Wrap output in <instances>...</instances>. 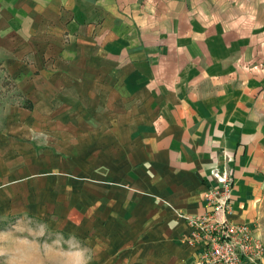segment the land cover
Masks as SVG:
<instances>
[{
	"label": "crops",
	"instance_id": "1",
	"mask_svg": "<svg viewBox=\"0 0 264 264\" xmlns=\"http://www.w3.org/2000/svg\"><path fill=\"white\" fill-rule=\"evenodd\" d=\"M27 56L71 80L76 158L14 162L19 141L1 137L0 202L53 174L42 194L58 176L79 188L96 264H195L181 213L204 212L228 169L230 218L264 243V68L241 66L264 61V0H0V63Z\"/></svg>",
	"mask_w": 264,
	"mask_h": 264
},
{
	"label": "rangeland",
	"instance_id": "2",
	"mask_svg": "<svg viewBox=\"0 0 264 264\" xmlns=\"http://www.w3.org/2000/svg\"><path fill=\"white\" fill-rule=\"evenodd\" d=\"M259 62L246 59L241 66L258 69L259 65L254 63ZM62 63L69 65L70 60L59 64ZM53 64L44 62V67L50 68ZM261 67L264 68V61ZM40 68L31 56L24 61L12 58L9 65L0 63V139L6 136L19 141L14 148L19 157L12 158L13 161H24L25 154L39 158L42 149L48 150L51 159L71 161L76 158L71 80L68 83L66 75L54 76V71L43 74ZM55 79L64 86L49 83ZM40 86L54 90L39 92ZM27 98L34 102L32 109L27 107ZM34 151H37L35 155ZM49 175L53 174L33 173L28 176L32 179L26 182L13 181L17 184L13 198L4 204L0 202V264H96V250L89 248L95 245L94 236L81 227L79 188L67 187V194L58 186L57 174L55 188H51L45 198L42 184L53 182ZM26 183L35 184L36 204L30 197L22 200Z\"/></svg>",
	"mask_w": 264,
	"mask_h": 264
},
{
	"label": "built area",
	"instance_id": "3",
	"mask_svg": "<svg viewBox=\"0 0 264 264\" xmlns=\"http://www.w3.org/2000/svg\"><path fill=\"white\" fill-rule=\"evenodd\" d=\"M216 175L217 180L210 179L203 195L205 211L181 213L191 230L186 242L196 249L195 264H262L264 243L257 228L230 218L235 185L232 171L224 169Z\"/></svg>",
	"mask_w": 264,
	"mask_h": 264
}]
</instances>
